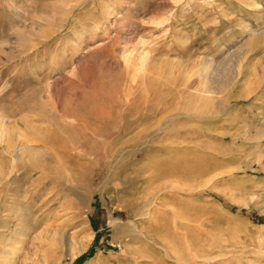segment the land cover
<instances>
[{
	"label": "rangeland",
	"instance_id": "rangeland-1",
	"mask_svg": "<svg viewBox=\"0 0 264 264\" xmlns=\"http://www.w3.org/2000/svg\"><path fill=\"white\" fill-rule=\"evenodd\" d=\"M25 209L0 264H264V0H0Z\"/></svg>",
	"mask_w": 264,
	"mask_h": 264
},
{
	"label": "bare ground",
	"instance_id": "bare-ground-1",
	"mask_svg": "<svg viewBox=\"0 0 264 264\" xmlns=\"http://www.w3.org/2000/svg\"><path fill=\"white\" fill-rule=\"evenodd\" d=\"M168 171H170V170H168ZM18 211H14L13 215L20 222H22V223L24 222V226L23 227H21V224H17L16 226H12V225H10L9 222H6L5 220L4 221H0V228H6V231H7L6 232L7 235H3L5 233L4 231H3L4 233L0 232V256L8 255L10 252H7V250H6L7 248L6 247H9L11 249L16 247V244H17L16 241L19 243V241L16 240V239H18L19 236L20 237L21 236H26L28 234L27 230L32 228L30 226L31 225L30 220H28V218H27V215H28L27 213H29L31 210L30 209H25L23 214L21 213V214H19V216H18ZM39 222L41 223L40 220H39ZM33 226H35V224ZM8 235H9V238L7 237ZM12 239L13 240L15 239V241H13ZM17 249H18V247H16V250L15 249L14 250L17 251Z\"/></svg>",
	"mask_w": 264,
	"mask_h": 264
}]
</instances>
